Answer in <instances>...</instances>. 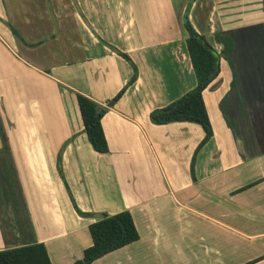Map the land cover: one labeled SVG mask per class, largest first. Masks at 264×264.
<instances>
[{
  "label": "crops",
  "instance_id": "crops-1",
  "mask_svg": "<svg viewBox=\"0 0 264 264\" xmlns=\"http://www.w3.org/2000/svg\"><path fill=\"white\" fill-rule=\"evenodd\" d=\"M189 1L0 0V130L10 131L0 136V195L9 191L7 173L21 186L14 183L19 204L0 200V249L41 242L52 264H70L91 243L89 223L128 210L136 231L141 221L155 249L168 246L180 260L264 264V205L247 202L249 193L264 194V130L246 109L234 122L237 131L231 124L223 49L227 31L264 24V11L260 0ZM184 13L219 58L217 76L201 92L212 134L198 149L204 135L198 124L148 118L195 84ZM249 62L260 71L256 81H264V55ZM76 93L104 107V153L86 139ZM231 96L240 103L238 91ZM257 120L264 127V117ZM23 124L32 149L18 135ZM81 170L98 179L88 196L79 185ZM38 172L44 189L35 181ZM193 216L210 229L195 234ZM55 241L67 247L58 250ZM194 242L208 245L195 252Z\"/></svg>",
  "mask_w": 264,
  "mask_h": 264
},
{
  "label": "trees",
  "instance_id": "trees-1",
  "mask_svg": "<svg viewBox=\"0 0 264 264\" xmlns=\"http://www.w3.org/2000/svg\"><path fill=\"white\" fill-rule=\"evenodd\" d=\"M260 4L261 10L264 11V0H260ZM182 24L186 31L184 43L195 78V84L166 105L152 109L148 114V118L154 124L181 121L198 124L204 133L202 140L196 147L198 149L212 134L201 92L217 76L219 72V58L216 51L203 35L193 28L186 17V13H184ZM10 30L16 35L12 28ZM118 53L123 58L129 60L124 53ZM133 78L134 73L125 85L131 83ZM123 89L124 86L108 99L107 105H112L121 95ZM75 99L82 123V130L90 147L99 153L106 152L107 146L100 124L104 107H100L93 100L79 93L75 94ZM74 208L77 210L75 205ZM87 231L91 243L82 250L80 257L73 260L70 264H90L104 254L129 244L138 238L128 210H121L113 214H100L96 220L88 224ZM0 264L52 263L48 258L43 243L32 242L0 249Z\"/></svg>",
  "mask_w": 264,
  "mask_h": 264
},
{
  "label": "rangeland",
  "instance_id": "rangeland-1",
  "mask_svg": "<svg viewBox=\"0 0 264 264\" xmlns=\"http://www.w3.org/2000/svg\"><path fill=\"white\" fill-rule=\"evenodd\" d=\"M33 93L38 94L39 92L34 91ZM3 98H4V95H3ZM3 101H5V100L3 99ZM259 108L262 109L261 107H259ZM3 110H4V107L0 106V113L1 114H3ZM256 112H258V110ZM254 125L256 128L259 127L261 130H264V127H263V125L260 124V121H258V120L255 121ZM23 126H24V124L18 130L19 137H21V139H22V137L25 138L23 140V143H25L23 145V148L25 150L29 149V148L32 149L31 145H29V146L26 145V143H27L26 141H28L30 139V137H32V136L30 133L28 134V132L25 130V128ZM8 132H10V131H6V130L4 131V129L1 128L0 136L1 137H8L9 136ZM0 152H5V151H4V149H2V151H0ZM6 176H7V185H9V191L7 193V196L0 195V200H4V198H7V201L11 203L12 207H14V205L16 203L19 204V202H20V200L18 199V195L16 193L14 183H16V185L18 186L19 191H21V186H20V183H18V181L16 179H15V182H13V180L11 179V177H12L11 173H7ZM35 176H38L37 177L38 179L35 180L38 183V187L44 189L45 188L44 187L45 186V178H42V179L39 178L42 176L41 172L40 173L38 172L37 174H35ZM81 176H82V183H79V185L85 190L84 193L88 196L89 195L88 191H89V188H91V186H92V181L97 185L98 179L97 178H89V176H90L89 174L86 177L85 172L83 173V170H81ZM247 197H248L247 202L249 204H257L258 205V203H259L260 207H261V204L264 205V201H263L264 199L262 200V202L260 200L254 201L256 199L264 197V194H262V193H259V194L249 193V194H247ZM71 204H72V206H74L73 200H72ZM225 210H226V214L229 213L227 216L235 217L237 220H241V218H239L238 216H234L233 215L234 213L232 211H230L229 209H225ZM166 211H168V210H166ZM25 212H26V215L28 216L27 210H25ZM174 214H175V216L177 215L176 213H174ZM193 217H194V221H193L194 222V225H193L194 230L193 231H195L194 232L195 234H199L203 231L206 232L207 228L210 229V227L206 226V224L204 222H202L201 219L197 220L195 218V216H193ZM166 218H167L166 221H164L165 224H167L168 220L172 221L171 215L166 216ZM135 220H137L136 216H135ZM174 223L175 224H173L172 234L174 236H177L179 234L178 223L177 222H174ZM141 224H142L141 221L135 222L137 231H138V233H140V238H138L137 240H135L129 244L124 245L123 247L117 248L111 252L104 254L103 256L92 261L91 264H183L182 261H184V262L186 261L187 264H189V263L201 264V261H203L202 259H197L194 256L189 258V260H188V258H181V260H182L181 261L180 258L177 257V254H174V252L171 251L170 247H168V246L167 247L166 246L161 247L160 245H156V249H155L153 243L146 237L147 235H149V229H148V231H146L144 224L143 225H141ZM21 225L22 224H18L19 233H21L23 231V229L21 228ZM145 225H146V223H145ZM28 233H29V231H28ZM28 233H27V235H28ZM17 237H19V234L17 235ZM86 237H87V235H86ZM195 237H197V236L195 235ZM54 243L55 244H51V245H53L54 247H56L58 250H61V251L63 250V248L67 247L66 245L63 244V242L60 243V241H55ZM206 244L208 245L207 242L206 243L205 242H203V243L194 242V245L196 246L194 248L195 252H200L197 247L201 248L202 246H204ZM242 248H243V246H242ZM202 252H203V250H202ZM171 254H174V256H172ZM236 255H237V253H236ZM60 264H64V262L60 263Z\"/></svg>",
  "mask_w": 264,
  "mask_h": 264
},
{
  "label": "flooded vegetation",
  "instance_id": "flooded-vegetation-1",
  "mask_svg": "<svg viewBox=\"0 0 264 264\" xmlns=\"http://www.w3.org/2000/svg\"><path fill=\"white\" fill-rule=\"evenodd\" d=\"M224 39L223 49H226L224 56L229 62L230 69L228 84L230 91L224 101V105L227 106L226 113L233 125L234 122L239 125V117L242 118L243 109L248 110V116L256 121L264 117V113L261 114L263 110L261 105L264 104V81L261 83L256 81L261 77L260 71L246 65H250L249 59L256 58L257 54L264 55V24L227 31ZM233 90L238 91L242 97L239 104L232 101ZM235 130L237 131V128Z\"/></svg>",
  "mask_w": 264,
  "mask_h": 264
}]
</instances>
